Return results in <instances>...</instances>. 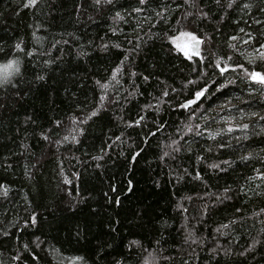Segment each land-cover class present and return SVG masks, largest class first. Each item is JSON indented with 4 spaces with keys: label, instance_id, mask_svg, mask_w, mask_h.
Returning a JSON list of instances; mask_svg holds the SVG:
<instances>
[{
    "label": "trees",
    "instance_id": "1",
    "mask_svg": "<svg viewBox=\"0 0 264 264\" xmlns=\"http://www.w3.org/2000/svg\"><path fill=\"white\" fill-rule=\"evenodd\" d=\"M228 4L0 0V264H264V0Z\"/></svg>",
    "mask_w": 264,
    "mask_h": 264
},
{
    "label": "snow or ice",
    "instance_id": "2",
    "mask_svg": "<svg viewBox=\"0 0 264 264\" xmlns=\"http://www.w3.org/2000/svg\"><path fill=\"white\" fill-rule=\"evenodd\" d=\"M232 2H233V0H229L228 7H232ZM36 3H37V0H28V5H35ZM94 3L97 6H99L102 3V0H94ZM103 3L110 4L111 0H103ZM140 3L141 4L145 3V0H140ZM245 6L247 7V5H245ZM136 10L139 11V9H136ZM202 15L206 16L207 13H202ZM117 16H119V13H117ZM180 35L182 37H188L190 43H189V46H181L180 44H177V47L180 48V50L183 51L186 56H190V51H195L196 54L199 55V46L201 44V38L198 37L195 33L190 32V31H183L180 33ZM15 47L17 49H19L21 46L18 43V44H16ZM260 47L262 49H264V45H261ZM29 54H31V53H29ZM259 55L261 56V58H264V52H260ZM217 67H220V65L217 64ZM240 67H242V65ZM225 70H226L225 68H221V73H223ZM19 71H20V66H19V62L17 60L8 59L6 63L0 64V84L8 82L9 78L14 73H19ZM245 71L247 72V70H245ZM248 75H249L250 79L257 81L261 84H264V73L252 71L251 73H248ZM189 83H194V82L190 81ZM101 86L103 87L104 85H101ZM221 87H223V85H221ZM206 91H207L206 87H203V88H200L199 90H197L194 94V99L187 100L186 104L183 105V107H187L188 105L195 103L197 100H199L201 97H203L205 95ZM165 95H167V93H165ZM253 115H255V113H253ZM137 123H139V121H137ZM238 127L247 128L248 125L243 124V125H238ZM229 130H231V129H229ZM44 138L48 139L47 136H45ZM65 139H67V137ZM173 143H175V141H173ZM261 175H264V174H261ZM0 187H2V186H0ZM5 194H6V192H5ZM262 211H264V210H262ZM32 222L35 223V214H33ZM77 259H80V257H77ZM117 264H120V262H117Z\"/></svg>",
    "mask_w": 264,
    "mask_h": 264
},
{
    "label": "rangeland",
    "instance_id": "3",
    "mask_svg": "<svg viewBox=\"0 0 264 264\" xmlns=\"http://www.w3.org/2000/svg\"><path fill=\"white\" fill-rule=\"evenodd\" d=\"M181 33V32H180ZM180 33H178L177 35H175L173 38H172V42L173 44L175 45V47L177 49L180 50V48L177 47V44H180L181 46H185V44H187L189 41V38L188 37H182L180 35ZM181 51V50H180Z\"/></svg>",
    "mask_w": 264,
    "mask_h": 264
},
{
    "label": "water",
    "instance_id": "4",
    "mask_svg": "<svg viewBox=\"0 0 264 264\" xmlns=\"http://www.w3.org/2000/svg\"><path fill=\"white\" fill-rule=\"evenodd\" d=\"M189 43L190 42H188L187 44H185V46H189ZM201 43H202V41H201ZM200 46H201V44H200ZM200 46H199V55H200ZM190 55H197L196 54V52L195 51H190ZM186 104V103H185ZM189 106V105H188Z\"/></svg>",
    "mask_w": 264,
    "mask_h": 264
},
{
    "label": "bare ground",
    "instance_id": "5",
    "mask_svg": "<svg viewBox=\"0 0 264 264\" xmlns=\"http://www.w3.org/2000/svg\"><path fill=\"white\" fill-rule=\"evenodd\" d=\"M23 220V219H22ZM21 254V253H20Z\"/></svg>",
    "mask_w": 264,
    "mask_h": 264
}]
</instances>
